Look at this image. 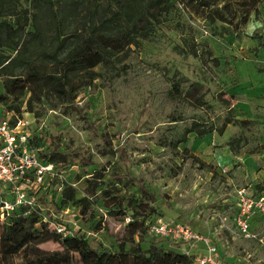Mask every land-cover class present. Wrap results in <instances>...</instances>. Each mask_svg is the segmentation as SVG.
Segmentation results:
<instances>
[{"label":"rangeland","instance_id":"rangeland-1","mask_svg":"<svg viewBox=\"0 0 264 264\" xmlns=\"http://www.w3.org/2000/svg\"><path fill=\"white\" fill-rule=\"evenodd\" d=\"M80 1L73 13L60 16L44 0L39 8L20 0L18 8L29 10L28 24L22 33L0 41V58L11 59L28 40L22 58L53 70L54 57L63 56L75 41L76 28L117 7L114 0ZM257 9L236 28L209 22L200 8L182 0L142 2L136 41L112 56L109 67H95L98 76L77 92L75 107L67 96L28 82L21 63H4L0 95H11L0 100V110L11 111L18 104L30 110L31 105L38 146L54 158L58 174L41 197L48 201L56 196L58 183L74 188L66 215L74 229H85L90 246L116 249L110 234L124 236L127 218H142L151 207L158 215L181 218L198 229L233 189L264 185V0ZM14 17L7 19L12 22ZM35 28L39 36L33 39L29 34ZM176 80H181L180 92L170 95ZM227 115L254 123L228 124L222 134L189 132L185 142L179 140L193 120L221 126ZM234 138L236 150L230 147ZM140 184L154 197H146ZM254 226L256 234L264 235V220ZM149 238L146 234V243ZM227 240L222 248L236 264H264V250L255 251L257 243ZM39 248L61 250L63 245L48 240Z\"/></svg>","mask_w":264,"mask_h":264},{"label":"trees","instance_id":"trees-1","mask_svg":"<svg viewBox=\"0 0 264 264\" xmlns=\"http://www.w3.org/2000/svg\"><path fill=\"white\" fill-rule=\"evenodd\" d=\"M20 0H0V41L2 39H11V35L22 33L29 21V10L20 6ZM28 1V0H25ZM49 4L52 14L62 16V12H72L81 5L80 0H68L67 5L63 6V0H44ZM116 8L108 13L93 15L87 27L76 28L75 41L71 48L63 56H55L53 59V70L46 68L45 63H36L31 58H22L26 54L29 42L24 40L16 55L9 59L0 58V69L9 61L19 62L27 71V81L34 82L40 90H53L60 97H66L74 104V98L77 92L83 87H90L97 78L98 73L95 67L103 65L109 67L112 56L122 51L125 46L136 41L135 32L141 24L143 17L140 11L142 2L148 4L161 2L168 4L170 0H114ZM186 3L194 4L200 8L209 22L216 20L222 23L234 24L236 28L246 24L249 21L250 13L257 14V6L263 0H182ZM42 0H29L32 7L39 8ZM112 4L111 0H107ZM10 22L7 16H13ZM30 37L33 39L39 36V30L35 28ZM18 46V42H15ZM22 48V49H21ZM192 51H195L193 48ZM9 59V61H8ZM8 61L6 64H4ZM17 79V78H15ZM16 81V80H14ZM181 80L172 81L170 95H176L180 92ZM9 88V86H8ZM11 94L4 92L0 95V100L8 98ZM232 98V96H231ZM28 109H21L18 104L11 111L21 113L26 110L31 111V105ZM231 110V107L229 108ZM10 110H0V115ZM174 120H177L176 118ZM254 123L250 119H238L227 115L221 126L209 122L201 125L197 120L184 128L180 141L187 140L189 132H195L198 136H203L212 131L222 134L228 124H237L241 127L250 126ZM40 139L39 133H34V144L38 145ZM35 140L37 141L35 143ZM230 142L232 150L238 147ZM57 155L64 157L63 152H57ZM45 156L46 162H52L50 156ZM194 159L198 160L195 156ZM101 174V172H100ZM122 179V177H118ZM144 195L153 198L151 193L143 184L139 185ZM53 190H55L53 188ZM253 192L264 191V185L252 188ZM44 192L42 193V195ZM75 195L72 187L63 188L61 192H56L48 201L43 197L40 199L43 203L50 202L51 205L60 211L71 205ZM81 201H85L84 198ZM157 213L154 208H149L142 218H129L126 226V234H110L116 243V249L107 246L92 247L88 244V236L85 229L78 227L74 229V234L61 236L59 233L50 229L47 223L41 221L40 215L33 212L29 215H22L20 211H15L5 220H0V257L3 264H192L194 256L188 254L178 247H171L169 239L159 236H150L148 232V222ZM28 222V223H27ZM35 224H40V228H34ZM149 236L147 243L145 235ZM135 236L137 238H135ZM48 240L62 241L63 248L56 250H44L39 248V244ZM145 242V243H144ZM146 246L143 247L142 244ZM173 245V244H172ZM24 251L23 257L19 261L14 260V256ZM77 260V261H75Z\"/></svg>","mask_w":264,"mask_h":264},{"label":"built area","instance_id":"built-area-1","mask_svg":"<svg viewBox=\"0 0 264 264\" xmlns=\"http://www.w3.org/2000/svg\"><path fill=\"white\" fill-rule=\"evenodd\" d=\"M34 119L28 111L0 115V220L18 210L22 215L36 212L50 229L61 236L72 235L75 223L66 215L68 207L55 212L50 202H39L58 174L54 163L46 162L41 147L34 144ZM54 189L61 192L62 183L55 184ZM235 195L236 208L230 215V224L226 217L220 216L221 226L233 235L263 243L264 235L251 230L250 220L255 214L264 215V191L253 192L242 186L236 188ZM148 232L150 236L167 238L178 247L186 245L182 251L194 256L192 264H231L220 255L210 236L194 230L188 223L156 214L148 222ZM198 244L202 247L198 248Z\"/></svg>","mask_w":264,"mask_h":264},{"label":"crops","instance_id":"crops-1","mask_svg":"<svg viewBox=\"0 0 264 264\" xmlns=\"http://www.w3.org/2000/svg\"><path fill=\"white\" fill-rule=\"evenodd\" d=\"M230 94L232 95L234 93H230ZM237 94L240 95L239 93H237ZM236 100L239 101L238 99H236ZM236 103H238V102H236ZM239 187H242V186H239ZM245 187L250 188L249 185H245ZM236 188L233 189L231 197L224 200L221 208H219L218 211L213 212V214L210 215V217L206 220V225L205 224L201 225L200 223H198L197 224L198 229H194L198 232H201L203 234L210 236L211 240L217 245V248H218L220 255H222L224 257V259L231 264H236V263L233 260H231L229 258V256L226 255V253L224 252V250L222 248V240L228 241L227 239L230 238L232 240H239V241L246 242L248 244L257 243L258 245H257V248L255 249V251H257L258 249L264 250V241H263V243H261V242L257 241L256 239H247V238H243V237L233 235L230 231H228L227 229H224L220 224V219H219L220 216L226 217L227 223L230 224V215L232 214V212H234V210L236 208V195H235ZM168 217H170V216H168ZM173 218L178 220V221L188 223L187 221H184L181 218H175V217H173ZM259 219L264 220V215L255 214L250 220V228L254 233L256 232V230H255L256 226H254V223H256L257 220H259ZM256 233H258V232H256ZM170 246L175 247V245H172V244ZM197 247L201 248L202 244H198ZM186 248H187L186 245L185 246L181 245L178 247L179 250H184ZM191 251H195V249H192Z\"/></svg>","mask_w":264,"mask_h":264}]
</instances>
